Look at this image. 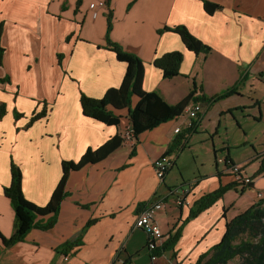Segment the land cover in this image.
<instances>
[{
	"label": "crops",
	"instance_id": "crops-1",
	"mask_svg": "<svg viewBox=\"0 0 264 264\" xmlns=\"http://www.w3.org/2000/svg\"><path fill=\"white\" fill-rule=\"evenodd\" d=\"M99 1L0 0V233L7 239L16 217L5 195L12 162L23 172L25 197L45 207L63 178L64 162L80 161L115 135L123 138L130 123L128 108L115 110L122 117L116 126L86 117L81 106L82 94L103 98L127 73V64L107 48L109 13L112 41L145 64L148 93L176 105L194 88L196 98L209 99L237 89L216 103L203 102L202 120L192 133L187 118H177L101 163L72 172L55 225L34 228L9 249L0 241V264L4 255L15 264H196L222 242L227 224L264 193V0H104L107 7L94 17ZM205 1L220 9L211 15ZM177 26L188 28L211 53L196 55L177 33L159 32ZM176 51L185 57L181 75L164 79L154 61ZM138 102L135 97L132 108ZM42 113L45 117L31 122ZM177 136H183L181 145L167 154ZM164 155L175 164L161 181L154 163ZM229 161L241 166L252 184L230 190L191 219L200 198L238 182ZM179 193L186 195L183 206L176 202ZM156 197L166 205L156 214L162 232L181 228L182 234L173 249L152 260L149 236L136 221ZM74 240L78 245L64 253L61 247Z\"/></svg>",
	"mask_w": 264,
	"mask_h": 264
},
{
	"label": "trees",
	"instance_id": "trees-1",
	"mask_svg": "<svg viewBox=\"0 0 264 264\" xmlns=\"http://www.w3.org/2000/svg\"><path fill=\"white\" fill-rule=\"evenodd\" d=\"M204 7L211 15L220 9L218 5H214L208 1L204 2ZM112 27L113 17L112 13H109L107 48L117 54L118 61L127 64V73H125L122 85L119 88H110L103 98H90L86 94H82L81 106L86 117L101 121V123L106 125L119 126L122 117L118 116L115 110L120 111L128 108L130 111V122L135 133L134 137L138 140L139 136L144 132L151 131L162 123L164 124L168 121L181 118L186 107L193 101L212 104L229 97L236 91L237 88L234 87L226 93L224 92L221 95L209 99L205 96L196 98L197 88H194L180 104L171 105L167 103L159 93H148V91L144 90V77L146 74L144 62L133 52L126 51L119 44L112 41L110 37ZM159 32L177 33L180 35L186 48L195 52L196 55L211 53L210 47L192 35L186 27H164ZM2 34L3 25L0 24V66L3 64L4 56V49L1 47ZM183 59L185 57L180 51L171 52L156 59L154 66L164 72V79H173L181 75L180 69ZM135 97L139 98V102L132 108ZM19 116L21 115L17 114L16 117ZM43 117H45V113L38 114L32 118L31 122L42 119ZM195 129H190L189 131L192 133ZM182 141L183 136H177L169 147L167 154L178 149ZM123 145V138L115 135L102 147L88 149L80 161L64 162L62 164L63 178L60 180L54 194H52L50 202L45 207L39 206L25 197L23 172L12 162V182L10 187L5 188V195L11 200L16 217L13 236L7 239L0 233V241L3 246L9 249L19 242H24L34 228L47 230L55 225L61 204L68 194L66 191V183L70 174L81 170L84 166L101 163ZM238 187H240V184L234 182L228 186H221L211 194L204 195L194 204L190 218H196L200 213L214 205L219 199L224 198L230 190L237 189ZM244 191L245 188H242L241 192ZM50 214H53L54 217L47 224H43L41 219ZM181 234V228L171 233L169 239L152 252V256L160 257L163 252L173 249L179 242ZM78 243V240L65 243L61 249L64 253L68 252L74 246H77ZM1 253L2 246L0 245ZM237 259H239L238 264H264V199L257 201L245 212L232 219L227 224L226 233L222 242L215 245L206 254L204 253L196 264H229Z\"/></svg>",
	"mask_w": 264,
	"mask_h": 264
},
{
	"label": "built area",
	"instance_id": "built-area-1",
	"mask_svg": "<svg viewBox=\"0 0 264 264\" xmlns=\"http://www.w3.org/2000/svg\"><path fill=\"white\" fill-rule=\"evenodd\" d=\"M106 3L100 2L99 4L96 3L93 5L92 9L93 12H97L100 8L104 7L106 8ZM204 104L202 102H193L190 105H188L184 111L183 118H187L186 121V128L188 130L195 129L196 126L199 124V122L202 120L203 114H204ZM197 124V125H196ZM184 132L182 127H177L175 129V133L178 135H182ZM134 129L132 127L131 122L126 127L123 136L124 144H131L133 145L135 143V137H134ZM174 161L168 157L167 155H164L163 157H160L157 159L154 163V169L156 172V176L159 178V180L164 181L168 172L172 169L174 166ZM230 166V171L235 175L237 178L238 184L240 185H249L252 184V180L245 176L243 173V169L241 166H238V164H234L233 162H228ZM175 191V190H174ZM171 192V195H175L174 193L178 192ZM260 198H263L264 195L260 194ZM176 202L178 206H183L186 203V195L185 194H178V197H176ZM166 208L165 201L161 197H156L153 200H151L147 206L146 210L139 215L136 221L137 228L143 229L149 236V242L147 244V247L149 251L152 253L158 246L160 247L163 243H165L169 239V234H165L161 230L160 224L156 221V214L160 211H163ZM157 256H152V260H155ZM115 264H126L124 261L117 260Z\"/></svg>",
	"mask_w": 264,
	"mask_h": 264
},
{
	"label": "rangeland",
	"instance_id": "rangeland-1",
	"mask_svg": "<svg viewBox=\"0 0 264 264\" xmlns=\"http://www.w3.org/2000/svg\"><path fill=\"white\" fill-rule=\"evenodd\" d=\"M100 2H104V3H107L106 1H104V0H101V1H99V2H97L98 4L100 3ZM96 4V3H95ZM107 5V4H106ZM107 7V6H106ZM100 9H102V8H104V7H99ZM105 9V8H104ZM99 11V10H98ZM98 11L97 12H93V9H92V13H93V15H94V17H97V15H98ZM203 103V102H202ZM191 163H192V165H193V162L191 161ZM195 170V169H194ZM248 177V176H247ZM250 178V177H249ZM251 180H253L252 178H250ZM251 184V183H250ZM242 186V185H241ZM245 186V185H244ZM260 194H263L264 195V193H260ZM259 194V195H260ZM259 199H258V201L259 200H261V199H264V197L263 198H260V197H258ZM5 256V259L3 260V262H1V264H15V263H13L11 260H9V258H8V256H6V255H4ZM239 263V259H237V260H234V261H232V262H230L229 264H238Z\"/></svg>",
	"mask_w": 264,
	"mask_h": 264
}]
</instances>
